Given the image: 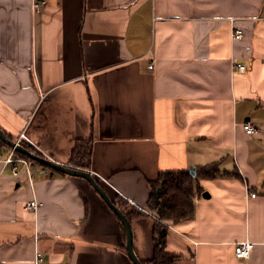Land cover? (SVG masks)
<instances>
[{"label": "crops", "instance_id": "obj_1", "mask_svg": "<svg viewBox=\"0 0 264 264\" xmlns=\"http://www.w3.org/2000/svg\"><path fill=\"white\" fill-rule=\"evenodd\" d=\"M0 127L69 165L91 140L88 169L146 213L131 223L140 260L164 223L180 264H264V0H0ZM42 166L31 182L24 165L16 176L0 162V264H134L91 183ZM205 166L219 174L199 176L193 217L148 208L162 172ZM246 239L255 246L240 260Z\"/></svg>", "mask_w": 264, "mask_h": 264}, {"label": "trees", "instance_id": "obj_2", "mask_svg": "<svg viewBox=\"0 0 264 264\" xmlns=\"http://www.w3.org/2000/svg\"><path fill=\"white\" fill-rule=\"evenodd\" d=\"M6 135L13 139L11 135ZM21 144L36 152L27 143L21 142ZM2 146L7 145L0 139V148ZM91 148V140L78 141L72 151L71 163L75 166L78 165L79 167L88 169L91 165ZM21 154L26 156L23 153ZM218 174L219 169L217 166L200 167L195 171V174L189 171L162 172L159 178L152 182V192L148 201V208L156 212L159 218L165 221L175 223L185 218H191L195 212L194 193L202 191L198 182L199 176L216 177ZM113 201L126 214L131 223L132 219L146 214L137 207H129L128 202L121 197ZM154 230V256L148 261L141 260L142 264H180L178 261L179 255L165 249L166 224L158 223L155 225Z\"/></svg>", "mask_w": 264, "mask_h": 264}, {"label": "water", "instance_id": "obj_3", "mask_svg": "<svg viewBox=\"0 0 264 264\" xmlns=\"http://www.w3.org/2000/svg\"><path fill=\"white\" fill-rule=\"evenodd\" d=\"M0 139L7 146L16 149L20 153L25 154L33 161L51 168L53 171L56 170L66 174L81 176L86 178L95 188V190L99 193V195L104 198V200L108 203L111 209L118 215L121 222L123 223L126 231V250L131 260L134 262V264H142L141 260L139 259V257L137 256L134 250L133 230L130 220L128 219L126 214L119 208V206L113 201V199L110 197L104 186L96 179V177L92 174L90 169L82 168L71 164L69 165V164L59 163L40 153L34 152L31 149L26 148L19 141L9 138L1 127H0ZM190 172L192 174H195V169L192 167ZM203 196L209 197V193L205 191L203 193Z\"/></svg>", "mask_w": 264, "mask_h": 264}, {"label": "built area", "instance_id": "obj_4", "mask_svg": "<svg viewBox=\"0 0 264 264\" xmlns=\"http://www.w3.org/2000/svg\"><path fill=\"white\" fill-rule=\"evenodd\" d=\"M44 5V2L35 3L34 9L40 10L42 6ZM243 36V29L241 28H234L233 37L234 39H240ZM149 68H153V64L149 65ZM236 68L238 71H245L246 65L242 62L236 63ZM243 127L245 131L248 134H255L259 131V126L254 123L253 121H245L243 124ZM21 137L25 138V135L22 133ZM20 142V140H17ZM0 162L2 163V169H5L7 167L10 168L11 172L14 175H18L20 172V166L24 165L26 167V171L28 173L29 179L31 182H33V176H32V167L34 163H37L33 161L28 156H24L21 153H18V151L14 148H9V150L6 153H0ZM41 173L44 175H48V168L47 166H42L40 169ZM252 196L256 195V192L251 193ZM43 202L37 199L36 197H33L32 199L28 200L25 204V208L27 210H38L42 206ZM255 246V243L249 239L239 241L235 245V256L236 258L240 260H246L249 259L252 253V250ZM38 258L41 259V253L38 252Z\"/></svg>", "mask_w": 264, "mask_h": 264}, {"label": "rangeland", "instance_id": "obj_5", "mask_svg": "<svg viewBox=\"0 0 264 264\" xmlns=\"http://www.w3.org/2000/svg\"><path fill=\"white\" fill-rule=\"evenodd\" d=\"M76 166H78V165H76Z\"/></svg>", "mask_w": 264, "mask_h": 264}]
</instances>
